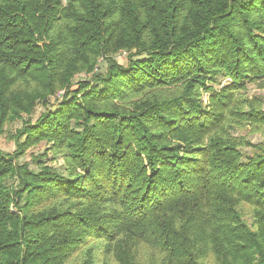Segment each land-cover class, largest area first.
Instances as JSON below:
<instances>
[{
	"label": "trees",
	"instance_id": "trees-1",
	"mask_svg": "<svg viewBox=\"0 0 264 264\" xmlns=\"http://www.w3.org/2000/svg\"><path fill=\"white\" fill-rule=\"evenodd\" d=\"M262 79L264 0H0V264H264Z\"/></svg>",
	"mask_w": 264,
	"mask_h": 264
},
{
	"label": "rangeland",
	"instance_id": "rangeland-1",
	"mask_svg": "<svg viewBox=\"0 0 264 264\" xmlns=\"http://www.w3.org/2000/svg\"><path fill=\"white\" fill-rule=\"evenodd\" d=\"M264 83V79L258 81V82H248L246 84V90L244 91V94L248 97V99L254 100V98L258 97L262 100V108L264 109V86L262 84ZM44 107L42 104H39L36 106L34 112L30 117L24 116V118L20 121L14 122L12 124H9L6 126V131L3 136L0 137V149L6 153L11 154L16 149L14 140L10 137L11 134L14 133L15 129L20 128L23 121H26L27 119H30L31 122H34L36 118L40 115L41 112H43ZM235 136H240L243 138H246L252 143L259 142L263 139V135L259 131H254L252 126H245L238 128L234 132ZM44 148V144H41L36 147H31L27 149V151L19 158L20 162L23 161H29L31 154L35 155L39 152H42ZM244 150L248 151V147H244ZM60 162V161H59ZM51 163V162H49ZM141 253V259H143L146 264H159L160 262V253L157 250L150 249L147 247H142L140 250ZM104 254V253H103ZM105 259L109 262V264H118L114 257L111 255H104ZM103 258V256H101Z\"/></svg>",
	"mask_w": 264,
	"mask_h": 264
}]
</instances>
